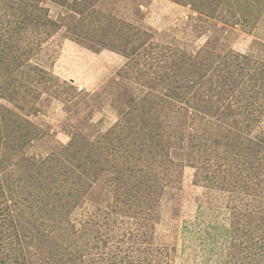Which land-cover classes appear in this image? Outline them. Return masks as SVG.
<instances>
[{
    "label": "rangeland",
    "instance_id": "374dc122",
    "mask_svg": "<svg viewBox=\"0 0 264 264\" xmlns=\"http://www.w3.org/2000/svg\"><path fill=\"white\" fill-rule=\"evenodd\" d=\"M14 201L34 264H264V0H0Z\"/></svg>",
    "mask_w": 264,
    "mask_h": 264
},
{
    "label": "trees",
    "instance_id": "16d2710c",
    "mask_svg": "<svg viewBox=\"0 0 264 264\" xmlns=\"http://www.w3.org/2000/svg\"><path fill=\"white\" fill-rule=\"evenodd\" d=\"M132 51H134V49H132L131 52ZM231 71L232 70H229L230 73H231ZM225 73H226L225 74V76H226L228 74V71L227 72L225 71ZM222 76H224V75H222ZM250 150H252L251 153H253L255 151L254 149H250ZM152 166L153 165L150 162L146 161L145 166L142 169L143 172L141 171L140 175H142V173H144L143 176H145L148 180H152L153 182H155L157 184L158 182H156L154 180V177H153L155 175V172H152V173L149 172V170L153 169ZM209 177H212V176L209 175ZM15 206H17L19 208L13 209V207H15ZM13 210H19V211L22 210V208L19 206V204L16 201H14L13 204L5 203V205L0 210L2 212V215L0 216V264H34L32 261V257L34 255V253H32V251H31V248L34 247V245H30V244H33V241L30 238L28 241H25L24 238H26V233H23V239H22V237H20V235L13 230L17 224H18V226L20 224V222L18 220L13 218V215H14L12 213ZM262 214L263 213L261 211L260 215H258L259 216L258 218L260 220L263 217ZM7 215H8V217H6ZM254 218L252 217L249 220L254 219ZM249 222L251 223V221H249ZM25 245H28L27 248L24 247ZM58 247L60 249L59 245H58ZM58 247H57V249L55 248L52 250L48 248L47 253H49L50 255H54L55 253L53 254L52 251L56 252V250H58ZM139 251L141 252V250H139ZM144 252L145 251L143 250L142 253L144 254ZM146 254H149V252L146 251ZM45 259H47V257H45ZM145 260L146 261L149 260L147 255L145 257ZM42 261H43V259H42ZM126 262L128 264H140V261H138L136 263V261L134 259H127ZM113 264H116V263H113ZM145 264H147V263H145Z\"/></svg>",
    "mask_w": 264,
    "mask_h": 264
}]
</instances>
